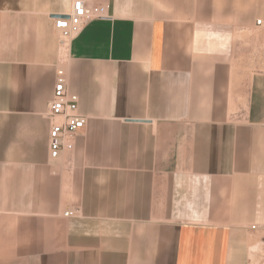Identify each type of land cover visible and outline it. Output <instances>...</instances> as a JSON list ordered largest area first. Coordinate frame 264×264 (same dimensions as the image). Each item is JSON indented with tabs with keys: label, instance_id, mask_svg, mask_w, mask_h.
Returning <instances> with one entry per match:
<instances>
[{
	"label": "crops",
	"instance_id": "1",
	"mask_svg": "<svg viewBox=\"0 0 264 264\" xmlns=\"http://www.w3.org/2000/svg\"><path fill=\"white\" fill-rule=\"evenodd\" d=\"M82 1L109 13L65 51L88 121L52 162L54 19L77 0H0V264H241L264 228V0Z\"/></svg>",
	"mask_w": 264,
	"mask_h": 264
},
{
	"label": "built area",
	"instance_id": "2",
	"mask_svg": "<svg viewBox=\"0 0 264 264\" xmlns=\"http://www.w3.org/2000/svg\"><path fill=\"white\" fill-rule=\"evenodd\" d=\"M108 6H97L88 8L82 0L74 3L72 12L54 19V30L60 39L64 50L69 44L78 38L83 28L90 21L106 19L108 17ZM256 27L264 30V22L257 21ZM56 80L53 89V98L48 107L47 118L51 128L49 133L48 148L49 157L52 162H57L63 153H72L75 150V140L87 125V118L80 113V99L70 92L69 76L65 66L57 67ZM78 211L69 210L65 212L64 218H75ZM256 230V227H252Z\"/></svg>",
	"mask_w": 264,
	"mask_h": 264
},
{
	"label": "rangeland",
	"instance_id": "3",
	"mask_svg": "<svg viewBox=\"0 0 264 264\" xmlns=\"http://www.w3.org/2000/svg\"><path fill=\"white\" fill-rule=\"evenodd\" d=\"M56 37L58 39V43L61 46L60 49H61V56H62V65L65 66L66 68L68 59H66L65 50L60 43L59 37L57 35ZM263 40H264V36H263ZM3 140L5 142L7 139L3 138L2 141ZM2 147L0 146V149L3 150V152L0 153V160L8 162L11 158V153L4 152L8 150L7 146H5L4 143L2 144ZM253 231H258L257 233L259 235H257L256 237L254 236L252 238L250 250L248 254H244L245 258L243 256L241 264H264V228H259Z\"/></svg>",
	"mask_w": 264,
	"mask_h": 264
},
{
	"label": "water",
	"instance_id": "4",
	"mask_svg": "<svg viewBox=\"0 0 264 264\" xmlns=\"http://www.w3.org/2000/svg\"><path fill=\"white\" fill-rule=\"evenodd\" d=\"M59 17H62V16H59ZM59 17H57V18H59Z\"/></svg>",
	"mask_w": 264,
	"mask_h": 264
}]
</instances>
